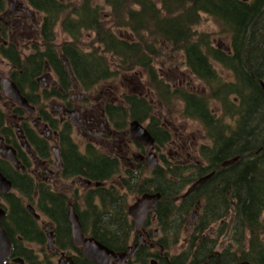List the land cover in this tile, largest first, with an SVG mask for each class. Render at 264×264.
I'll return each instance as SVG.
<instances>
[{
	"label": "trees",
	"instance_id": "obj_1",
	"mask_svg": "<svg viewBox=\"0 0 264 264\" xmlns=\"http://www.w3.org/2000/svg\"><path fill=\"white\" fill-rule=\"evenodd\" d=\"M32 2L45 15L44 39L47 45H54L55 51L49 55L50 62L64 73L63 63L57 56L61 52L77 70L78 79L83 84H94L97 80L94 77L108 68L105 53L117 58L119 66L124 68L125 58H141V61H145L150 59L148 54L151 57L156 55V45H168L172 52H182L188 67L205 81L210 88V98L215 99L220 107L216 111L210 106L208 98L186 94L188 104L194 105L195 116L203 122L209 138V143L201 148L205 165L195 167L192 172L204 175L216 170L215 176L204 185V189L196 193L204 195V216L208 214L212 216L208 218L213 219L224 217L231 211L233 201L235 227L240 233L241 245L236 253L237 260L243 264H264V0ZM105 10L110 13L111 25L129 31V37H133L131 41L126 39V35L121 37L111 27H105L101 20ZM204 14L219 26L222 34L230 37V44L226 47L229 51L215 46L209 33L197 31ZM59 22L64 31L70 32L75 38L74 41H62L60 50L55 44V27ZM83 29L96 31L98 43L103 47L101 55L98 48L85 51L76 44ZM144 45L146 54L140 56L139 50ZM38 56L37 65H40L44 58ZM216 65L229 70L234 79L225 80L218 73ZM24 66L28 68L30 64ZM40 144L42 149L47 148L45 143ZM63 148V177H81L102 183L116 178L118 180L116 184L95 186L76 199L61 194L48 197V193L43 192L41 207L58 224L57 245L72 254L76 264H89L83 263L85 259L81 248L72 243L67 216L68 205L72 203L80 216L84 233L94 236L115 252L128 251L135 226L128 207L131 201L143 193L151 192L149 185H144V189L139 186L140 170L130 171V177L125 182V172L119 159L109 158L92 146L83 153L71 138ZM237 156L239 159L236 163L221 167V162ZM3 166L1 162L0 171L13 182V190L4 196L0 195V202L5 201L8 210L3 226L12 241V257H22L25 264H57L47 253L42 258L29 246L32 243L41 246L47 244V234L24 206V197L32 196L31 180L28 181L25 175L18 174L12 167L6 169ZM165 168L176 170L169 163ZM177 169L178 172L174 171V174L183 175L179 167ZM159 170L163 176L167 173L164 169ZM24 183L29 184V191L23 190ZM186 184L166 183L164 178L160 186H155V192L162 195L156 213L163 214V205L173 203L172 194L168 193L170 190L164 185L170 188L178 185L183 189ZM130 196L134 199L130 200ZM80 199L85 203V209L78 205L77 200ZM186 202L189 204L185 210L189 214L192 201ZM159 227L162 229V226ZM163 230H166L165 227ZM77 252L79 256L75 255ZM225 263L229 264L228 259ZM6 264L19 263L10 260Z\"/></svg>",
	"mask_w": 264,
	"mask_h": 264
},
{
	"label": "flooded vegetation",
	"instance_id": "obj_2",
	"mask_svg": "<svg viewBox=\"0 0 264 264\" xmlns=\"http://www.w3.org/2000/svg\"><path fill=\"white\" fill-rule=\"evenodd\" d=\"M9 9L11 10L6 15ZM44 17L45 15L34 6L32 0H0V164L3 162V167L6 169L12 167L18 174L25 175L28 181L31 180L32 196L24 197V206L27 210L29 205L32 206L40 215V218H34L45 233L48 226V231L54 230L55 247L50 252L60 255L65 250L57 245V221L45 213L41 207L43 192H47L48 197L52 194L57 196L61 194L63 197L76 199L98 183L81 177H77L79 178L77 182L75 177L70 178L72 184L68 186L58 185L64 174L63 147L71 138L73 144L77 145L83 153L92 146L109 158L119 159L125 166V182L130 177V171L138 168L140 170L139 186L143 189L144 185L150 186L148 188L151 192L145 193H158L155 192L154 187L160 186L164 178L166 183H181V185L187 183L183 189H180L178 185L174 188L164 185V188L170 190L168 193L172 194L173 203L163 205V214L156 213L160 198L156 209L146 217L144 227L140 230L141 234L134 226L131 244L126 252H129L141 239L143 242L140 243L134 255L127 258V264H226V259L229 264H243L237 260L236 255L241 245L240 233L235 227V203L231 201V211L224 217L208 218L212 216L208 214L204 216L202 207L204 195L196 194L216 174V170L204 175H195L192 172L195 167L205 165L201 148L209 141L201 145V160L183 162L184 152L190 144L183 135L173 139L175 134L170 131L172 124L161 120V116H158L155 109V103L158 108L169 109L172 101L177 100V108L182 106V118H194L200 121L204 128L203 122L195 116L194 105L188 104L186 94L206 97L193 92V87H190L192 85L186 79L179 80V83H182L180 85L184 87L174 84L177 83V77L175 78L173 73L167 74L166 72L171 70L167 67L185 66L188 68L186 72L189 71L203 83L205 81L188 67L186 58H177L173 52V60L176 63L170 61L168 65L165 63L163 65L161 60H154L152 57L145 61H141V58H125V80L128 79L126 76L131 69L127 67L130 60L131 64L142 66L147 75L146 86L137 88L131 86L132 91L125 86V92H121V87L108 82L117 74V67L111 69L109 66L104 73L94 77L98 80H95L94 84H83L78 79L77 70L64 54L59 52L57 55L63 63L64 73L50 62L49 55L55 51L54 45H47L44 39ZM56 46L60 50V45ZM38 55L44 58L40 65H37ZM64 60H68L67 64ZM28 64H30L28 68L23 67ZM68 67L70 72L67 70ZM180 76H184V73ZM6 79L17 85L21 95L27 98L31 107H34V112L28 113L15 100L6 96L4 85ZM134 121H138L154 138L152 152L157 155L158 162L153 169L147 166V146L137 140L131 132ZM74 133L84 140V150H81L80 144L74 139ZM40 143H45L47 148L42 149ZM168 145L175 147L173 157L160 153ZM9 148L15 151L18 166L7 157V154L11 152ZM54 148L58 149L59 162ZM53 156L56 158L54 166ZM223 162L220 163L221 167H225L222 165ZM168 163L176 170L166 169ZM20 167H23L24 171H21ZM177 167L183 175L174 174V171L178 170ZM160 168L167 171L165 176L161 174ZM212 173L211 178L204 184L186 194L198 179ZM56 179L59 180L56 181ZM64 179L68 178L64 177ZM109 183L116 184L117 178L100 185ZM22 185L24 191H29V184ZM50 200L52 201V198ZM188 200L192 201L189 214L185 210L189 204L186 202ZM0 203L6 205L5 201ZM77 203L81 209H85V203L81 199L77 200ZM70 205L77 213L72 203H69L68 211ZM129 216L134 223L133 217L130 214ZM43 217H46V220ZM159 226H162V229ZM164 227L166 230H163ZM224 229L225 235H223ZM84 236L94 237L86 233ZM80 252L82 254L81 250ZM47 255L51 254L48 252ZM75 255L79 256L78 252ZM231 255H234L232 259H230ZM84 259L83 263L95 264L85 257ZM113 263L116 264V260Z\"/></svg>",
	"mask_w": 264,
	"mask_h": 264
},
{
	"label": "rangeland",
	"instance_id": "obj_3",
	"mask_svg": "<svg viewBox=\"0 0 264 264\" xmlns=\"http://www.w3.org/2000/svg\"><path fill=\"white\" fill-rule=\"evenodd\" d=\"M101 2V0H98ZM104 16L101 18L103 23L105 24V27L107 26L111 27L112 31L115 32L117 35H120L121 37L129 36V31L120 30L118 27L112 26L110 20H109V12L105 10ZM197 31L199 32H207L210 34L212 41L214 42L215 46H225L228 47L230 44V37L228 35L222 34L221 29L218 25L215 24V22L207 15H202L201 24L197 26ZM97 34L96 31L92 29H83L78 35V39L76 41V44L80 46V48L84 49L85 51H90L93 48H98V53L101 55L103 47L98 43V40L96 38ZM55 44L60 45L62 41H74V35H72L70 32H65L62 28L60 22L55 27ZM129 41L133 39L132 36L127 37ZM145 46H143L142 50L140 51V56L143 54H146ZM165 46V47H162ZM157 53L156 55H153L152 58L161 60L162 64H169L170 61L174 62L173 57L174 53L171 51L170 47L168 45H156ZM148 56L151 57V54H148ZM106 57V63L110 66L111 69H114L117 67V74L113 76L108 82L113 84L116 87H121V92H125L126 87L129 91H132V87L137 88L138 86H146L145 80L147 79V75L145 74V71L142 69V66L136 65V64H130L127 67H130V72L127 74V80H125V67L119 66V60L117 58H114L113 55L105 53ZM175 57L177 58H184L182 56L181 51L175 52ZM160 63V62H158ZM160 63V65H161ZM176 63V62H174ZM108 66V67H109ZM163 67V66H162ZM164 68V67H163ZM171 68V70L167 71V74H174L175 78L177 77V84L179 87H184L179 83L180 79H186L188 82H190L191 88L193 87L192 91L195 93H198L202 96H205L210 100L209 104L213 109H216V111L220 110L219 103L213 99L210 98V88L208 85L202 82L201 79L196 78L192 73L189 71H185L188 68L185 66H178V67H167ZM164 68V69H167ZM217 71L219 74L223 76L225 80H233L234 76L233 74L227 70L226 68H223L222 66L216 65ZM181 73H184V76H180ZM143 74L145 76H143ZM185 84V82H183ZM126 86V87H125ZM132 86V87H131ZM188 90L190 88L186 87ZM95 96V95H94ZM157 102V100H156ZM178 102L177 100H173L171 103V111L170 108L161 107L158 108V105L155 103V109L158 116H161V120L168 121L172 124L170 127V131H173L174 138L175 137H182L181 135L186 137V140L188 141L189 147L187 146V150L184 152L183 162L189 163L190 161L194 160H201L200 158V148L202 144L208 143L209 139L206 136V132L200 123V121L189 118V119H183L181 115L182 106L177 108ZM167 122V123H168ZM177 127V129H176ZM174 128V129H173ZM74 139L80 144L81 150H84V140L78 135L74 133ZM191 142V143H190ZM160 153H164L166 156L173 157L175 154V147L173 145H168L166 148H163ZM56 164V158L53 156V166ZM123 169L124 164L122 163ZM77 178V177H76ZM79 178L76 179L77 182ZM59 179H56V181ZM118 180V179H117ZM60 183H58L59 186H68L69 184H72V179H62L59 180ZM78 185V184H77ZM129 199L133 200L134 198L132 196L129 197ZM135 201V200H134ZM134 201H131L130 204H132ZM40 213V211H39ZM192 215V214H191ZM190 215V216H191ZM44 220H46V217H43ZM41 224V223H40ZM225 229L224 234L225 235ZM222 235V236H223ZM30 247H32L41 257L45 255V253L51 254L53 261L57 263L60 255L56 253L50 252L48 249L47 244L45 246H41L37 243L29 244ZM69 254V253H68Z\"/></svg>",
	"mask_w": 264,
	"mask_h": 264
},
{
	"label": "water",
	"instance_id": "obj_4",
	"mask_svg": "<svg viewBox=\"0 0 264 264\" xmlns=\"http://www.w3.org/2000/svg\"><path fill=\"white\" fill-rule=\"evenodd\" d=\"M11 9L5 13L6 15L9 13ZM67 64L68 60H64ZM70 72V67L67 68ZM6 96L15 100L20 106L24 107L28 113L34 112V107L29 105L27 98L21 95L17 85L11 80L4 81ZM264 89V84H262ZM131 132L133 136L144 143L147 146L148 154H147V166L150 169L155 168L157 165L158 159L157 155L152 152L154 138L151 136L149 131L141 126L138 121H134L131 125ZM27 147V146H26ZM151 150V153H150ZM10 154H7V157L18 166V162L16 160L15 151L9 148ZM56 153L58 162L60 161V155L57 148H54ZM239 157H234L232 159L226 160L223 162V166H228L238 161ZM21 171H24L23 167L19 168ZM212 174L208 176L201 177L198 179L186 192L189 194L193 190L200 187L204 184L209 178H211ZM101 183H97L100 185ZM89 185V182H88ZM12 189V182L9 178H7L0 171V194L5 195ZM161 198V193H145L139 199H137L132 205L129 207V214L133 217L136 230L141 234L140 230L144 227L145 219L150 212H153L156 209V206ZM235 207V206H234ZM28 210L35 218H40V215L35 211V209L29 205ZM6 215V210L0 206V264H6V262L11 258L12 255V242L6 229L3 226V218ZM68 220L71 223L72 229V241L75 245L81 246V251L83 256L95 263V264H114L113 261L116 260V264H127V258L132 257L135 251L138 249L140 243L143 242L141 239L129 252L116 253L113 249L109 248L105 244L101 243L94 237H85L82 231V225L79 220L78 214L75 212L74 207L70 205V209L67 213ZM49 226L47 227V237H48V247L49 249H53L55 247V232L54 230L48 231ZM142 238V235H140ZM13 262L19 264H25V261L21 257L13 258ZM58 264H75V261L71 255L66 254L65 252H61L60 257L58 259Z\"/></svg>",
	"mask_w": 264,
	"mask_h": 264
}]
</instances>
